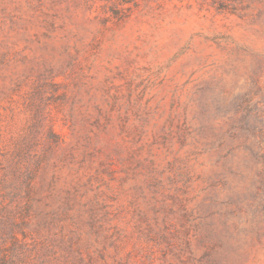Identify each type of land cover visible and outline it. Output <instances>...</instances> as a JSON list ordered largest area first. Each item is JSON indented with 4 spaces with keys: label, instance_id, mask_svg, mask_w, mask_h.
Segmentation results:
<instances>
[{
    "label": "rangeland",
    "instance_id": "rangeland-1",
    "mask_svg": "<svg viewBox=\"0 0 264 264\" xmlns=\"http://www.w3.org/2000/svg\"><path fill=\"white\" fill-rule=\"evenodd\" d=\"M0 264H264V0H0Z\"/></svg>",
    "mask_w": 264,
    "mask_h": 264
}]
</instances>
